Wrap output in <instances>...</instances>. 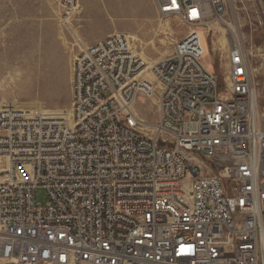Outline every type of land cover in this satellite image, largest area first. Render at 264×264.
Returning a JSON list of instances; mask_svg holds the SVG:
<instances>
[{"label": "built area", "instance_id": "1", "mask_svg": "<svg viewBox=\"0 0 264 264\" xmlns=\"http://www.w3.org/2000/svg\"><path fill=\"white\" fill-rule=\"evenodd\" d=\"M153 3L189 28L168 55L148 65L114 32L74 56L68 119L0 110V264H264L251 54L225 25L220 83L203 45L226 0ZM154 97L149 122L136 103Z\"/></svg>", "mask_w": 264, "mask_h": 264}, {"label": "rangeland", "instance_id": "2", "mask_svg": "<svg viewBox=\"0 0 264 264\" xmlns=\"http://www.w3.org/2000/svg\"><path fill=\"white\" fill-rule=\"evenodd\" d=\"M76 3L78 7L65 18L55 0H0V110L64 118L72 102V61L81 47L122 33L134 36L135 40L129 38L131 46L152 63L168 55L189 29L176 18L158 15L153 0ZM224 21L212 23L204 36V63L223 84L228 49H220L214 41L221 35L217 29L230 24L229 33L251 54V73L264 107V1L226 0ZM149 100L138 99L136 108L144 120L152 122L157 117L155 97ZM5 165L1 158L0 170ZM33 199L44 205L46 190L35 188Z\"/></svg>", "mask_w": 264, "mask_h": 264}, {"label": "bare ground", "instance_id": "3", "mask_svg": "<svg viewBox=\"0 0 264 264\" xmlns=\"http://www.w3.org/2000/svg\"><path fill=\"white\" fill-rule=\"evenodd\" d=\"M77 4V3H76ZM78 7V4L77 5H75V8H77ZM229 28L231 27L230 26V24L228 25V24H226ZM217 28V27H216ZM220 28V27H219ZM217 29V30H219L220 31V33H221V35L219 36V38H218V41L216 40V41H214V43L215 44H217V46L220 48V49H224L225 47H227L228 46V41L226 40V38H225V36H224V33L223 32H225L224 30L225 29H223V30H221V29ZM235 28V27H234ZM233 29V28H232ZM233 32V31H232ZM75 36H76V34H74ZM233 35V34H232ZM238 35V34H237ZM127 38L129 39V38H132V39H134L135 40V37L134 36H127ZM239 39V38H238ZM205 44H206V41L204 42ZM82 48V47H81ZM227 49V48H226ZM141 54V53H140ZM143 54V53H142ZM143 57V56H142ZM144 58V57H143ZM145 61L147 62V64L149 65V64H151V62L148 60V59H145ZM207 66V65H206ZM208 67V66H207ZM209 68V67H208ZM211 69V68H210ZM253 71H256V69L254 68L253 69ZM149 79H150V81L151 82H153V83H155V81H154V79L152 78V77H149ZM156 84V83H155ZM63 115V117L65 118V119H68V117H69V115H70V112H68V113H66V114H62ZM8 169V167L5 165L4 166V168L3 169H1L0 171H2V172H4V171H6Z\"/></svg>", "mask_w": 264, "mask_h": 264}, {"label": "crops", "instance_id": "4", "mask_svg": "<svg viewBox=\"0 0 264 264\" xmlns=\"http://www.w3.org/2000/svg\"><path fill=\"white\" fill-rule=\"evenodd\" d=\"M82 43V42H81Z\"/></svg>", "mask_w": 264, "mask_h": 264}, {"label": "water", "instance_id": "5", "mask_svg": "<svg viewBox=\"0 0 264 264\" xmlns=\"http://www.w3.org/2000/svg\"><path fill=\"white\" fill-rule=\"evenodd\" d=\"M264 1V0H263Z\"/></svg>", "mask_w": 264, "mask_h": 264}]
</instances>
